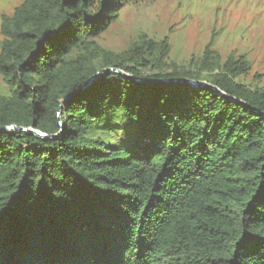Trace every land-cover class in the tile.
Wrapping results in <instances>:
<instances>
[{
    "label": "trees",
    "instance_id": "trees-1",
    "mask_svg": "<svg viewBox=\"0 0 264 264\" xmlns=\"http://www.w3.org/2000/svg\"><path fill=\"white\" fill-rule=\"evenodd\" d=\"M129 1L22 0L0 21V125L61 131H0V264H264V89L212 40L195 69L166 63L167 37L104 48ZM108 67L243 103L112 72L86 85Z\"/></svg>",
    "mask_w": 264,
    "mask_h": 264
},
{
    "label": "rangeland",
    "instance_id": "rangeland-1",
    "mask_svg": "<svg viewBox=\"0 0 264 264\" xmlns=\"http://www.w3.org/2000/svg\"><path fill=\"white\" fill-rule=\"evenodd\" d=\"M21 1L0 0V21ZM163 37L169 44L166 63L195 69L212 40L220 63L230 55L245 59L248 69L236 81L264 89V0H132L97 42L120 52L143 38ZM0 92H7L1 78Z\"/></svg>",
    "mask_w": 264,
    "mask_h": 264
},
{
    "label": "water",
    "instance_id": "water-1",
    "mask_svg": "<svg viewBox=\"0 0 264 264\" xmlns=\"http://www.w3.org/2000/svg\"><path fill=\"white\" fill-rule=\"evenodd\" d=\"M105 72H112L115 74H118L120 76L129 78L131 80H134L136 82H142V83H173V84H188L190 86H195V87H208L211 90H213L214 92H216L219 96H222L230 101L235 102L236 104H242L243 102L236 100V98L232 97V96H228L226 95L223 91H221L219 88H217L216 86H213L203 80H193V79H189V78H168V79H149V78H139V77H133L131 75H128L126 73H124L123 71H121L120 69L117 68H112V67H108V68H104L99 70L95 75L91 76L88 81L86 82V85H88L89 83H91L96 77H98L100 74L105 73ZM75 94V91L72 92L71 94H69L66 99H69L70 97H72ZM60 124L63 126L62 121H60ZM0 131H18V132H25L31 135H34L37 138H41V139H56L58 137V135L60 134V132H58L57 134L54 135H48L45 133L40 132L37 129H34L32 127H22V126H17V125H0Z\"/></svg>",
    "mask_w": 264,
    "mask_h": 264
}]
</instances>
